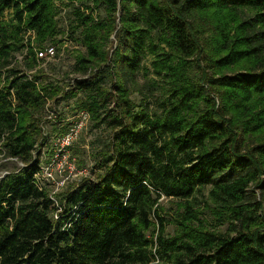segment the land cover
Returning a JSON list of instances; mask_svg holds the SVG:
<instances>
[{"label":"trees","instance_id":"16d2710c","mask_svg":"<svg viewBox=\"0 0 264 264\" xmlns=\"http://www.w3.org/2000/svg\"><path fill=\"white\" fill-rule=\"evenodd\" d=\"M67 42L66 84L48 67ZM50 110L59 140L82 114L107 133L61 192L36 179ZM1 156L21 166L0 179V264H264V0H0ZM162 198L184 212L172 237Z\"/></svg>","mask_w":264,"mask_h":264},{"label":"rangeland","instance_id":"374dc122","mask_svg":"<svg viewBox=\"0 0 264 264\" xmlns=\"http://www.w3.org/2000/svg\"><path fill=\"white\" fill-rule=\"evenodd\" d=\"M10 12L6 13V18L8 19ZM61 27H64V21H62ZM63 56L56 61L50 63L48 67L49 78L56 81H62L61 83H69L71 79L82 78V75L77 74L74 71L76 56L79 52H83V48L78 43H65L63 46ZM151 58L148 57L143 66L145 68L151 69ZM51 66V69H50ZM53 68V69H52ZM150 80L153 79V76H150ZM140 86L145 82L144 72L138 76L137 79ZM132 99H136V96H132ZM71 102L69 105L72 106ZM55 110L60 113L68 114V107L66 103L60 105V107L55 108ZM69 117V116H67ZM54 118H56L55 112H48L47 121L45 123V135H48V141L50 146L53 147V152H55L54 162L50 165V173L52 178L46 177L43 181L50 183L51 188L56 192H61L64 185L75 186L79 181L85 177H95V163L92 160L91 156L103 149V144L105 142V137L107 133L103 129L95 128L93 122L82 116L69 117L67 123H71L73 126H76L78 122L83 121L84 127L78 133V136L75 138L73 143L70 146L63 145L59 142L58 138H55L53 132V123ZM66 123V124H67ZM58 127V125H57ZM72 130V129H71ZM70 130V131H71ZM61 140V139H60ZM61 143V144H60ZM71 147L72 150L67 149ZM21 166L20 163H17L11 159H5L3 156L0 157V179L8 173V171L15 170L17 167ZM211 187L199 190L193 199H191V204L195 210L200 212L202 221L208 224H213V213L214 205L210 199ZM179 201L170 200L162 198L160 200V206L163 208L164 213H161V216L167 219L166 222V235L172 237L176 233L175 225L173 224L175 220L181 219L183 211H180ZM224 232L227 230V227L222 229Z\"/></svg>","mask_w":264,"mask_h":264},{"label":"built area","instance_id":"2783aa9c","mask_svg":"<svg viewBox=\"0 0 264 264\" xmlns=\"http://www.w3.org/2000/svg\"><path fill=\"white\" fill-rule=\"evenodd\" d=\"M36 53H37V59L50 61L55 57L56 50L54 47H49L44 51H36ZM81 116L87 118L85 114H82ZM83 127H84V122L83 121L78 122L76 126L72 128L70 133L67 136L63 137L61 140H59V142H61L63 145L70 146L75 140V138L78 136V133L83 129ZM48 167L50 166L44 167L41 175H37L36 177L37 181L42 182L44 179H46V177H47L46 180H48V178H52L51 177L52 175L50 173V168ZM55 218L58 219V216L55 215Z\"/></svg>","mask_w":264,"mask_h":264}]
</instances>
